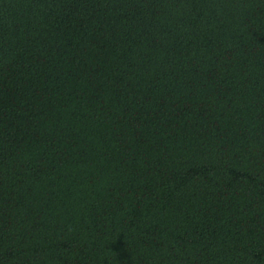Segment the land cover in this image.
Listing matches in <instances>:
<instances>
[{"label": "trees", "instance_id": "obj_1", "mask_svg": "<svg viewBox=\"0 0 264 264\" xmlns=\"http://www.w3.org/2000/svg\"><path fill=\"white\" fill-rule=\"evenodd\" d=\"M0 264H264V0H0Z\"/></svg>", "mask_w": 264, "mask_h": 264}]
</instances>
